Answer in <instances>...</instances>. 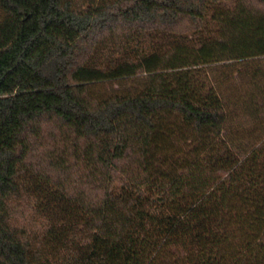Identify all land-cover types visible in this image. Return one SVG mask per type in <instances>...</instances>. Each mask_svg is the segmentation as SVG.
Instances as JSON below:
<instances>
[{
  "label": "trees",
  "instance_id": "1",
  "mask_svg": "<svg viewBox=\"0 0 264 264\" xmlns=\"http://www.w3.org/2000/svg\"><path fill=\"white\" fill-rule=\"evenodd\" d=\"M0 264H264V0H0Z\"/></svg>",
  "mask_w": 264,
  "mask_h": 264
},
{
  "label": "rangeland",
  "instance_id": "2",
  "mask_svg": "<svg viewBox=\"0 0 264 264\" xmlns=\"http://www.w3.org/2000/svg\"><path fill=\"white\" fill-rule=\"evenodd\" d=\"M233 4H231L232 6ZM230 7V5H228ZM233 65L231 62L229 63H219L216 65L212 66H201L194 68L191 73V78L194 82L199 84L200 86H208V87H213V86H222L223 91L225 89H231L229 91L233 92L235 90V87H241V80L236 79V82H230L229 83V76H231L233 70L238 69L239 66H231ZM236 74L233 75L232 78H236ZM234 79H232L234 81ZM108 91H111L113 89H117L118 85L113 84V85H108L107 86ZM222 89V88H221ZM99 91H106L105 88L99 89ZM98 91V92H99ZM35 216V217H34ZM34 217V218H33ZM27 220L33 223V228L35 230L42 229L43 227V220L38 216V215H31V212L29 215H27ZM33 221V222H32ZM51 259H58L60 252L57 249H53V247H50V249H47Z\"/></svg>",
  "mask_w": 264,
  "mask_h": 264
}]
</instances>
